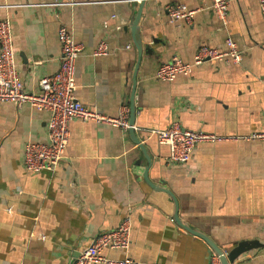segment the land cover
<instances>
[{
  "label": "crops",
  "instance_id": "0c3cea01",
  "mask_svg": "<svg viewBox=\"0 0 264 264\" xmlns=\"http://www.w3.org/2000/svg\"><path fill=\"white\" fill-rule=\"evenodd\" d=\"M62 1L0 0L25 92L37 93L39 81L58 71L57 30L65 25L83 46L76 62L79 102L112 118L125 108L128 123L133 106L136 134L153 136L178 121L221 140L198 144L185 165L168 162L169 150L153 141L146 146L148 165L130 127L73 121L57 170L31 174L22 164L23 147L46 142L48 114L1 105L0 264H71L125 218L132 224L130 248L105 251L106 258L210 264L206 242L172 221L176 210L182 226L224 252L240 242L264 244V139L258 137L264 134V18L257 0H228L226 24L211 0L55 5ZM175 5L195 12L190 22H170L167 8ZM228 38L241 54L238 63H206L171 83L155 78L173 57L191 62L201 47L225 52ZM100 42L109 54L93 57ZM144 173L168 193L146 184ZM233 264H264V246Z\"/></svg>",
  "mask_w": 264,
  "mask_h": 264
},
{
  "label": "built area",
  "instance_id": "2783aa9c",
  "mask_svg": "<svg viewBox=\"0 0 264 264\" xmlns=\"http://www.w3.org/2000/svg\"><path fill=\"white\" fill-rule=\"evenodd\" d=\"M95 3L94 0H63L56 6L74 7ZM264 18V0H257ZM211 8L222 24L227 22L228 0H211ZM170 22H190L194 11L185 6L175 5L167 8ZM12 27L8 20L0 21V107L11 103L16 107L27 105L36 111L48 114L47 140L44 143L27 142L23 147L22 164L24 170L31 174H53L64 159L65 150L70 139L69 125L73 121L104 124L126 130L129 128L127 111L122 109L116 118L108 117L95 109L79 102L76 91V62L83 52V46L77 43L70 30L60 25L57 39L60 46L59 69L52 75L42 78L37 93L23 90L22 81L16 68V54L13 46ZM227 50L220 52L214 48L201 47L191 62H183L173 57L169 62L160 64L155 78L161 82H173L178 76H188L193 68L206 63H215L230 58L238 63L241 54L232 39L226 41ZM109 51L105 42H100L92 56H107ZM157 142L169 149L168 162L187 164L196 146L201 143H215L220 137L200 131H190L178 121L172 122L166 129L153 132ZM258 137L264 139V134ZM173 221V220H172ZM132 224L129 218L123 219L114 230L100 234L87 248L78 252L71 264H162L158 262H138L129 257L109 259L105 251L127 252L131 244ZM210 264H220L212 254Z\"/></svg>",
  "mask_w": 264,
  "mask_h": 264
},
{
  "label": "water",
  "instance_id": "95a60500",
  "mask_svg": "<svg viewBox=\"0 0 264 264\" xmlns=\"http://www.w3.org/2000/svg\"><path fill=\"white\" fill-rule=\"evenodd\" d=\"M140 16H141V8H140V10H139L134 22H133L132 31H135L137 24H138V21L140 19ZM136 46L139 50L140 47H139L138 41L136 42ZM133 126H134V108L132 106L131 107V113H130V120H129V127L130 128L128 129V133H129L132 141L134 142V144L139 148V150L142 152L143 156L146 158L148 165H150L151 157H149L147 154L146 146L147 147L150 146V143L153 141L157 142V137H156V135L152 136L151 133L147 132V131H140L139 133L136 134ZM141 140H144L145 143L141 144ZM161 146L168 149V147L165 145H161ZM168 156H169V154L166 157L168 158ZM143 178H144V181L146 182V184H148L154 190L164 191V192L168 193L167 190H165L159 186H156L154 184H151L147 179L146 173L143 174ZM172 220L176 224H178L179 226H181L182 228L187 230L188 232L196 235L197 237L201 238L204 242H206V244L212 250L213 254L219 259L220 264H233L241 255L264 246V244H262L258 241L240 242L236 246H234V248H232L230 251L224 252L207 236H204L202 234L194 232V231L190 230L189 228H187L186 226H182L181 222L179 221V219L177 217V210L175 211V214L172 217Z\"/></svg>",
  "mask_w": 264,
  "mask_h": 264
}]
</instances>
